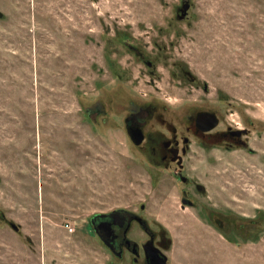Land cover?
I'll return each instance as SVG.
<instances>
[{
	"label": "rangeland",
	"instance_id": "obj_1",
	"mask_svg": "<svg viewBox=\"0 0 264 264\" xmlns=\"http://www.w3.org/2000/svg\"><path fill=\"white\" fill-rule=\"evenodd\" d=\"M149 102L253 129L252 151L193 142L194 208L126 134ZM141 204L172 264H264V235L237 248L201 213L264 211V0H0V264H112L90 220Z\"/></svg>",
	"mask_w": 264,
	"mask_h": 264
},
{
	"label": "flooded vegetation",
	"instance_id": "obj_2",
	"mask_svg": "<svg viewBox=\"0 0 264 264\" xmlns=\"http://www.w3.org/2000/svg\"><path fill=\"white\" fill-rule=\"evenodd\" d=\"M167 109L164 102L134 105L123 119L124 129L132 144L143 152L144 162L153 169L152 182L163 181L165 174H168L166 178L173 177L175 184H181L178 199L182 207L194 208L197 195L205 194L206 190L187 175L193 142L204 150L223 147L229 151L236 148L252 151L249 140L253 129L236 120L228 122L221 114L207 108L195 109L174 122L164 117L163 111ZM154 119L160 125L152 124ZM140 138L142 141L136 144ZM145 211L146 206L141 204L137 210H114L97 214L90 220L92 236L107 260L112 258V264H172L167 255L166 235L144 216ZM201 213L216 232L222 236L227 234L225 240L237 248L257 242L264 235L263 209H258L251 218H242L245 215L234 210L219 211L213 206L203 208Z\"/></svg>",
	"mask_w": 264,
	"mask_h": 264
},
{
	"label": "water",
	"instance_id": "obj_3",
	"mask_svg": "<svg viewBox=\"0 0 264 264\" xmlns=\"http://www.w3.org/2000/svg\"><path fill=\"white\" fill-rule=\"evenodd\" d=\"M190 7H191L190 4H187V5H185V6L183 7L181 19L184 18V17H186V15L188 14V11H189ZM141 141H142V138H140V139L136 142V144H140ZM12 227H13V229H14L15 231H17V232L19 231V228H18L15 224H12Z\"/></svg>",
	"mask_w": 264,
	"mask_h": 264
}]
</instances>
